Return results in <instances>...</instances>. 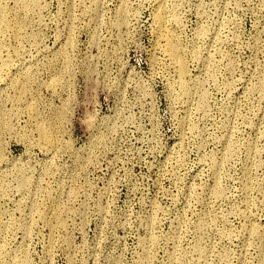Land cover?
<instances>
[{"label":"rangeland","instance_id":"1","mask_svg":"<svg viewBox=\"0 0 264 264\" xmlns=\"http://www.w3.org/2000/svg\"><path fill=\"white\" fill-rule=\"evenodd\" d=\"M0 264H264V0H0Z\"/></svg>","mask_w":264,"mask_h":264}]
</instances>
